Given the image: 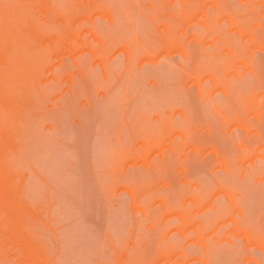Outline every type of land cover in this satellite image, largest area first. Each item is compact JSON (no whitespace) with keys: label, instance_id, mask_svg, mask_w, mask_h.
Returning <instances> with one entry per match:
<instances>
[{"label":"rangeland","instance_id":"obj_1","mask_svg":"<svg viewBox=\"0 0 264 264\" xmlns=\"http://www.w3.org/2000/svg\"><path fill=\"white\" fill-rule=\"evenodd\" d=\"M0 264H264V0H0Z\"/></svg>","mask_w":264,"mask_h":264}]
</instances>
